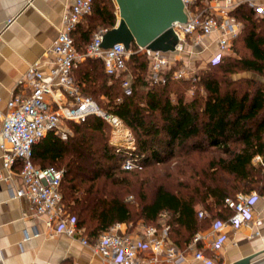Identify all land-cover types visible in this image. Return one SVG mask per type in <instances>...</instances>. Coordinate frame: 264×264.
Wrapping results in <instances>:
<instances>
[{
  "label": "trees",
  "instance_id": "16d2710c",
  "mask_svg": "<svg viewBox=\"0 0 264 264\" xmlns=\"http://www.w3.org/2000/svg\"><path fill=\"white\" fill-rule=\"evenodd\" d=\"M230 13L241 23L230 49L217 61H207L193 76L166 75L163 81L148 80V84L145 55L131 52L125 64L133 68V76L130 92L125 93L124 71L105 73L99 58L84 57L73 68L80 91L96 98L104 95L103 110L123 121L136 151L143 153L139 167H120L125 150L115 151L107 139L110 125L96 114L69 121L74 133L66 139L48 131L32 143L35 164L56 163L62 168L58 187L63 208L88 240H95L116 222L134 223L140 218L160 226L156 220L165 214L168 238L184 247L204 227L201 220L210 225L228 217L231 209L224 203L226 196L253 189L264 194V167L254 159L259 155L264 162V81L244 74L264 77V10L257 14L241 1ZM94 19L105 27L114 23L111 0H91V10L71 31L77 49L90 40L89 21ZM182 154L184 164L193 156L205 157L195 170L190 165L198 174L192 183L173 185L158 179L154 170L138 174L148 165ZM101 160L130 175H114ZM128 193L134 195L133 201L126 198ZM198 206L205 210L201 216ZM195 246L202 247L199 241Z\"/></svg>",
  "mask_w": 264,
  "mask_h": 264
},
{
  "label": "built area",
  "instance_id": "2783aa9c",
  "mask_svg": "<svg viewBox=\"0 0 264 264\" xmlns=\"http://www.w3.org/2000/svg\"><path fill=\"white\" fill-rule=\"evenodd\" d=\"M182 1L186 18L171 23L175 34L172 49L162 51L136 44L125 48L122 42L102 47L100 43L105 29H99L80 51L74 44L71 31L82 15L91 10V0H71L61 12L55 38L48 49L51 55L49 64L43 67L44 63L37 60L30 63L27 68L28 91L11 94L6 100V110H0V179H10L12 168L16 166L20 184L13 190L12 196L26 199L30 215L43 223L46 235L64 233L75 237L108 264H179L186 256L168 238L167 224L157 226L149 223L140 234H129L120 232V222H116L95 240H88L83 228L78 227L63 208L58 187L62 169L54 165H36L31 159V145L48 131L61 139L66 138L69 131L65 121L79 122L88 114H96L110 125L108 141L115 151L120 148L125 150L120 167H139L143 153L136 151L130 129L117 115L102 110L90 96L80 91L72 70L84 57H93L101 60L105 73H119L125 70V59L129 53L141 52L146 56L152 73H156L154 79L163 81L164 76L157 73L162 71L164 74L171 61L182 57L187 46L190 49H205L207 44L203 42V37L212 32L216 35V48L207 61H217L230 49L231 41L240 29V21L230 11L242 0H208L202 9L194 12L188 6L192 0ZM246 2L263 12L264 9L253 1ZM181 76L183 70L171 73L173 78ZM121 86L125 93L130 92V82L126 77H122ZM254 159L264 167L259 155H255ZM255 195L257 193L250 190L226 196L224 203L231 213L226 219L213 220L207 232L194 233L185 246L192 257L203 264H211L214 256L196 248V242L204 241L213 253L223 242V229L226 227L237 228L249 221L258 225L260 218L254 217L252 205ZM198 215L201 216L202 211L199 210ZM39 234L40 231L33 227L31 233L24 232V239Z\"/></svg>",
  "mask_w": 264,
  "mask_h": 264
},
{
  "label": "crops",
  "instance_id": "0c3cea01",
  "mask_svg": "<svg viewBox=\"0 0 264 264\" xmlns=\"http://www.w3.org/2000/svg\"><path fill=\"white\" fill-rule=\"evenodd\" d=\"M70 1L0 0L1 111L6 110V100L11 94L28 91L30 63L37 60L44 63L43 67L49 64L48 49L55 38L61 12ZM251 1L264 9V0ZM215 37L214 32L203 37L207 44L205 49L209 51L207 59L215 51ZM245 74L264 81L263 76L253 72ZM19 184L16 166L12 168L10 179H0V264H108L75 237L64 233L46 235L43 223L30 215L26 199L12 196ZM252 205L254 217L260 218L258 225L249 221L237 228L226 227L223 229L225 238L213 253L205 244L198 248L214 256L211 264H231L244 255L257 253L256 257L264 253V194L253 196ZM123 225L124 222H120V228ZM33 227L40 234L24 239V232L31 233ZM179 264L203 263L193 258L190 251Z\"/></svg>",
  "mask_w": 264,
  "mask_h": 264
},
{
  "label": "rangeland",
  "instance_id": "374dc122",
  "mask_svg": "<svg viewBox=\"0 0 264 264\" xmlns=\"http://www.w3.org/2000/svg\"><path fill=\"white\" fill-rule=\"evenodd\" d=\"M111 1H112L113 5H114V11H115V4H114L113 0H111ZM206 1H208V0H192V3L189 4L188 6L194 12V11H197L198 9H202L206 5L205 4ZM255 12L257 14H260V12L258 10H255ZM115 18H116V13H115ZM89 24H91L90 35H89L90 38L99 29H106V28H108V27H105L104 24L100 23L99 20H95V19L93 21H89ZM167 33L169 34V30H167ZM84 47H83V49H84ZM78 50L81 51L82 49H78ZM138 53H141V52H138ZM208 53H209V51H206V49L203 50V49H199L198 47L193 48V49H190L189 46H187V49H186L185 52H183L182 57L181 58L174 59L173 61H171V64H170L169 69H166L164 74H162V71L161 72H158L157 74L158 75H163L165 77L166 75H171V73H172L173 70H183V76H181V77H190V76H193L196 73H198V71L200 69L206 67ZM145 58H146V56H145ZM125 65H126V67H125V70H124V75L122 77H126L129 80V82H130L131 79H132V76H133L132 75L133 68L128 67V64H125ZM155 75H156V73H152V71L150 70V68L148 66V62H147L146 72H145V78H146V80L147 81L149 80L150 82H153L154 83L156 81L154 79L155 78ZM175 79H179V77H177ZM149 81H148V84L150 83ZM90 97L96 103V105L99 108H101L102 110L105 109V106L103 104L101 105V103H100V101L102 102V101H105L106 100V97L104 95H101L100 94V95H98L97 98L94 97V96H92V95H90ZM151 116H153V115L151 114ZM71 124H72V122L65 121V126L68 128V131H69L67 133L66 138L69 137V136H71V135H73V133H74ZM109 131H110V128H109ZM66 138H62V139H66ZM105 139H106V136H105ZM107 139L109 140V136H108ZM185 159H186V156L183 155V154L180 155V156H175V155L174 156H168L167 157V160L165 162H163L161 164H151V165H148L143 170H141V172H139L138 174L139 175H142V173L150 172V170L151 171L154 170L155 175L158 177V179H163V180H165L167 182L172 183L173 185H175L176 183L185 182V181H188L189 183H192V181L194 180V178L195 177H198V174H197V176H196V174H193L190 165L192 164L191 166H193L192 168L195 170L196 168H198V166L201 163L204 162L205 157H203V156H199V157L193 156L192 159L189 161L188 164H184ZM101 161L105 165H107V166L110 167L109 169H110V171L114 175L120 176V175H123V174H129V173H124L123 171H120V170L111 168V167H113V165L111 164V162L104 161V160H101ZM140 162L142 163V160ZM52 164H54V165L57 166L56 163H51L49 165H52ZM57 168L62 169L60 166H57ZM190 174L192 175L191 178L189 177ZM144 185H145L146 189H148V191H149V189H150V187H148L149 186V183H146L145 182ZM255 192H257V191H255ZM148 195H149V193H148ZM125 196H126L127 199H129L131 201L134 200V195H132L130 193L126 194ZM198 209H200V211L201 210L205 211L201 206H198ZM166 218L167 217H166L165 214H161L157 218L156 222H159L160 225L166 224V223H164V220ZM200 223L204 227L201 228V229H199L198 231H200V232H207L209 230V226H210L208 224V221L206 222V221H202L201 220ZM146 224H148V223L144 222L140 218H137L134 221V223H131V222L124 223V225L122 226V228H119L118 230L120 232H125V233H129V234H140ZM200 242H201V245L202 244H205L204 241H200ZM185 246L184 247L183 246L182 247H178V248H180L181 250H183V252H184V254H185L186 258H187L188 253L190 251L187 250ZM263 256H264V253H261L260 255L256 256L254 259L261 258Z\"/></svg>",
  "mask_w": 264,
  "mask_h": 264
},
{
  "label": "water",
  "instance_id": "95a60500",
  "mask_svg": "<svg viewBox=\"0 0 264 264\" xmlns=\"http://www.w3.org/2000/svg\"><path fill=\"white\" fill-rule=\"evenodd\" d=\"M116 18L102 33L101 46L122 42L125 48L131 43L149 49L166 51L172 49L175 34L173 21L186 18L182 0H113ZM169 30V34L167 33ZM250 253L231 264H264V256L254 259Z\"/></svg>",
  "mask_w": 264,
  "mask_h": 264
}]
</instances>
